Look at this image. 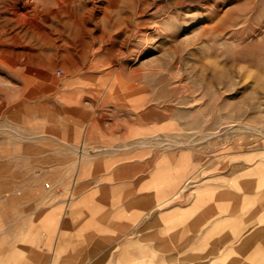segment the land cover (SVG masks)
<instances>
[{
	"label": "rangeland",
	"instance_id": "rangeland-1",
	"mask_svg": "<svg viewBox=\"0 0 264 264\" xmlns=\"http://www.w3.org/2000/svg\"><path fill=\"white\" fill-rule=\"evenodd\" d=\"M113 157L153 183L264 172V0H0L7 245L49 183Z\"/></svg>",
	"mask_w": 264,
	"mask_h": 264
},
{
	"label": "crops",
	"instance_id": "crops-1",
	"mask_svg": "<svg viewBox=\"0 0 264 264\" xmlns=\"http://www.w3.org/2000/svg\"><path fill=\"white\" fill-rule=\"evenodd\" d=\"M89 164L115 168L49 183L16 244L7 245L0 210V264H264V172L257 166L209 175L194 168L170 180L165 167L153 183L147 160Z\"/></svg>",
	"mask_w": 264,
	"mask_h": 264
},
{
	"label": "bare ground",
	"instance_id": "bare-ground-1",
	"mask_svg": "<svg viewBox=\"0 0 264 264\" xmlns=\"http://www.w3.org/2000/svg\"><path fill=\"white\" fill-rule=\"evenodd\" d=\"M25 11V10H24ZM28 16V14H27V12L25 11V12H23V13H20V17H23V18H25V17H27Z\"/></svg>",
	"mask_w": 264,
	"mask_h": 264
}]
</instances>
